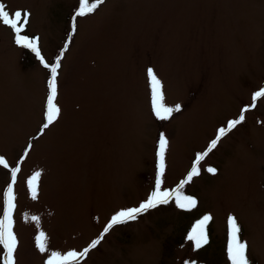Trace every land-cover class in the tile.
I'll list each match as a JSON object with an SVG mask.
<instances>
[{"label": "rangeland", "instance_id": "374dc122", "mask_svg": "<svg viewBox=\"0 0 264 264\" xmlns=\"http://www.w3.org/2000/svg\"><path fill=\"white\" fill-rule=\"evenodd\" d=\"M0 3L30 13L25 34L38 38L48 64L60 57V112L43 129L50 68L24 62L13 30L0 22V157L9 165H0V218L11 169L20 168L14 264H46L53 251L82 252L97 239L70 264H231L229 216L249 264H264V97L252 106L264 89V0H104L75 21L77 0ZM148 68L164 103L180 105L167 120L153 113ZM244 109L245 119L181 189L195 207L171 197L104 233L113 215L139 207L154 190L161 134L168 141L161 190L171 191ZM37 172L33 199L27 181ZM205 216L208 242L196 248L188 236ZM5 256L0 245V264Z\"/></svg>", "mask_w": 264, "mask_h": 264}, {"label": "snow or ice", "instance_id": "6c2138e0", "mask_svg": "<svg viewBox=\"0 0 264 264\" xmlns=\"http://www.w3.org/2000/svg\"><path fill=\"white\" fill-rule=\"evenodd\" d=\"M104 0H95L94 3H90V0H80L79 9L76 11L73 21L76 17H83L88 13L93 12ZM30 13L27 11H15L14 13H9L4 4L0 3V21L4 25L10 26L15 33V43L24 48L30 49L35 53L36 57L40 60V63L43 64L45 68H50L51 77L49 80V95L47 99V110H46V123L43 125V129H46L53 121L57 118L60 109L54 103V100L57 95V70L60 68V57H57L56 62L53 64H48L44 57L41 54V50L38 46V38L30 39L26 35H21V31L24 27V24L28 23ZM21 21H23L21 23ZM75 28V25H74ZM67 47V45H65ZM63 55V53H61ZM147 75L149 78V84L151 89V104L154 115L160 120H167L172 116L173 112L180 111V105H176L174 108L169 107L164 103V94L161 89V81L157 78L154 70L152 68L147 69ZM264 97V89H261L254 93L253 107L257 98ZM247 109H244L241 112L239 119L231 120L228 122L227 128L218 129L216 138L213 139L207 151L198 154L195 161L193 162L192 169L188 173L187 177L181 181V183L171 191L161 190L162 176L165 170V151L168 147V141L163 134H161L159 139V146L157 151L158 156V170L156 176V183L154 190L150 193L148 199L145 202H142L139 207L129 208L118 211L115 215L112 216L109 224L105 227L104 233H107L113 225L121 224L129 220H135L139 214L147 211L148 209L155 208L160 204L168 203L171 197H175V202L180 208H192L196 206V200L192 197L185 196L181 194V189L185 184L189 183L193 177L200 174V162L211 152L217 145V142L224 137L227 132L231 131L234 127L240 124L244 119V112ZM41 129V131L43 130ZM0 165H3L5 168H8V163L4 160L3 157H0ZM20 171V168L17 166L11 169V182L7 186V189L4 193L5 195V207L3 211V217L0 218V245H3V249L6 250V256L4 258L5 264H14L13 253L17 246V239L13 233V219L12 213L15 208V196L13 194V184L16 181V175ZM208 172L215 173L216 169L208 168ZM39 173H35L28 181V187L31 192L32 198H36V181ZM33 221H36L38 218L33 216L31 217ZM211 219L210 216L203 217L192 229L191 233L188 236L189 240L195 242L196 248L202 247L208 242L207 233L205 231V226L208 221ZM229 224V241L227 245L228 258L231 264H249V259L246 255L247 244L242 241L239 237L241 231L236 218L233 216L228 217ZM103 236V233H102ZM102 238V237H101ZM99 239L94 240L85 248L82 252L69 251L66 254L61 255L58 252H51L50 258L46 261V264H70L72 261H76L79 258L84 257L91 248H95L99 243ZM36 244L39 250L43 253L46 252L45 244V233L39 232L36 236Z\"/></svg>", "mask_w": 264, "mask_h": 264}, {"label": "trees", "instance_id": "16d2710c", "mask_svg": "<svg viewBox=\"0 0 264 264\" xmlns=\"http://www.w3.org/2000/svg\"><path fill=\"white\" fill-rule=\"evenodd\" d=\"M22 53H23V55H22L23 59L22 60H24V62L29 63L32 60L31 56H30L31 54L29 52H26V50H23V49H22Z\"/></svg>", "mask_w": 264, "mask_h": 264}]
</instances>
